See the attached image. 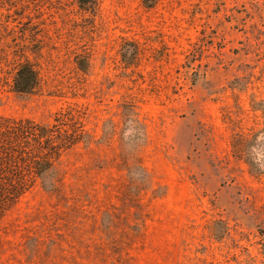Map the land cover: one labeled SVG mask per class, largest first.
<instances>
[{"label": "rangeland", "instance_id": "1", "mask_svg": "<svg viewBox=\"0 0 264 264\" xmlns=\"http://www.w3.org/2000/svg\"><path fill=\"white\" fill-rule=\"evenodd\" d=\"M60 110L82 140L3 213L0 264H264V0H0V117Z\"/></svg>", "mask_w": 264, "mask_h": 264}, {"label": "trees", "instance_id": "2", "mask_svg": "<svg viewBox=\"0 0 264 264\" xmlns=\"http://www.w3.org/2000/svg\"><path fill=\"white\" fill-rule=\"evenodd\" d=\"M78 3L93 8L96 0ZM38 86L35 65L28 60L18 63L12 77L13 91L29 95ZM82 136L81 124L68 111L56 112L49 124L0 117V218L24 193L50 175L63 152L80 142Z\"/></svg>", "mask_w": 264, "mask_h": 264}]
</instances>
